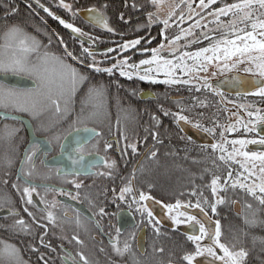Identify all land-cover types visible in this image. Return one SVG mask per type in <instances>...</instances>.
<instances>
[{
    "label": "flooded vegetation",
    "instance_id": "obj_1",
    "mask_svg": "<svg viewBox=\"0 0 264 264\" xmlns=\"http://www.w3.org/2000/svg\"><path fill=\"white\" fill-rule=\"evenodd\" d=\"M25 5L28 8L32 6L40 8L35 0H26ZM29 5L31 6L29 7ZM90 8L95 7H81L75 11L86 23H82L80 28L93 37V41L85 43L84 47H89L95 53V59L99 62L100 68L111 67L116 59H123L125 56L130 57L129 63H138L141 59H148L151 57V52H142V50L158 48L162 43L165 48L161 54L165 58H172L169 48H173L174 44L169 45L170 40H155L149 30L142 33L143 39H140L139 45L120 54L121 52L116 48L115 39L109 37L114 34V31L108 32L106 29L88 22L89 13L87 10ZM148 27L153 28L154 26ZM67 32L69 31L67 30ZM101 36H106V38L102 39ZM59 43L61 44L60 40ZM177 43L178 46H174L176 49L179 47V42ZM76 44V50L73 51L69 47L67 49L74 56L81 57L80 39H77ZM61 47L64 50L62 44ZM109 48H116L117 51L105 55ZM186 50L191 52L197 49ZM175 55H179L178 51ZM81 58L84 60L83 64L70 57H67V60L76 64L77 66L74 67L82 74L93 72L97 78V82H94L93 85L103 86L108 90L107 100H111L109 94L112 88L121 87L124 94L123 102H107L108 115L94 120H84L81 117L82 108H84L85 114L90 110L83 100L71 108L65 117L61 113H57L54 107L45 108L39 117H33L30 113L19 112L12 108L0 109L1 113L22 117V119H13L0 115V212H3L0 214V225L5 219L10 221L9 223H13L22 218L39 232L55 231L57 240L54 248L51 250V246H48L47 250L49 254L50 252L60 254L64 261L62 264H71L65 259L66 253H71L77 261H79L78 253H83L89 259L90 264H146L145 254L149 237L159 238L166 235L175 239L180 238L188 242L190 249H195L194 243L187 239V235L193 234L192 226L188 227L187 231L179 227V225L189 226L191 224H174L163 205L174 204L177 200H180L182 204L190 202L194 205L199 200L211 221L210 224L206 223V227L214 230L215 222L219 221L221 241L223 221L227 222L229 220L227 217H232V212L236 213L234 209L236 201L241 203V212H237V214H241L243 211L241 200L234 199L231 203L230 196V194H233V197L238 196L241 191H244L239 187L235 189L231 187L238 172L243 170L233 161H229L227 164L221 161L219 149L213 150L211 145L218 142L223 143L224 139H259L264 136V123L257 122L256 115L252 117L248 115L250 111L255 113L257 109L264 110V97L252 94L258 87L248 91H229L213 81L232 72L253 75L243 71L245 66L251 65L240 64L234 68L222 70L213 63L208 66L207 72L193 73V76L208 77L207 83L211 87L205 88L203 87L205 81L202 79H191L190 84H165L142 81L136 77L128 79L120 76L119 72H114L112 75L104 72L97 73L87 67L91 63L90 57ZM188 63L191 64L192 61H188ZM83 67L91 72L80 70ZM19 74L33 78L30 76L33 74L30 73L21 72ZM154 78L158 81L168 79L162 73ZM181 78L188 79L189 77ZM0 85L6 89L32 90L36 89L38 84L34 87H17L0 80ZM196 88L200 90L196 91ZM132 90H136V100L138 101H129V94ZM42 91L47 93L48 89L43 88ZM141 95L145 98H142ZM240 105H244V107L242 108ZM180 107L186 109L183 114L188 116L192 123L180 122L177 124L171 116H165L161 110L176 112ZM233 113L238 115H233ZM259 114L264 115V111ZM118 116L120 117L119 124L117 123ZM153 116L157 117L159 122L153 120ZM249 121L256 122L255 132L245 131V125L253 127ZM197 122L201 125L200 128L193 126ZM28 124L33 128V136H31ZM229 125H234L238 130L226 131ZM81 127L95 128L97 132L101 133L100 136L92 138L85 146L89 155L85 157L84 163L96 161L99 157L108 162L115 161V166L108 168L106 164L98 163L91 169V174L81 172L78 176L58 175L55 166L63 165L69 171L74 170L70 162L60 155V145L61 143L67 144L69 151L75 147L77 140L66 142V136L72 130ZM205 127L215 128V132L207 133L203 131ZM13 128L19 129V131L15 135L9 136L7 132ZM221 132H224L223 138L220 135ZM34 137L39 138L42 145L48 141H51V144L47 155L42 154L35 161V168H30L22 165L21 161ZM188 137H191V140ZM106 143L111 144L112 147L106 149ZM132 144L136 145L135 153L128 147ZM227 147L231 150V145ZM245 150L264 152V145L250 144ZM152 152L156 153L155 157L151 155ZM237 158L243 161V157ZM41 159L47 161L52 167L41 164ZM9 161H11L10 164ZM247 163L250 166L252 161ZM255 163L260 165V161H255ZM22 168L23 172H21ZM230 170L233 175L228 179L227 174ZM257 170L258 167L253 171ZM28 171L32 172V175L27 178L31 181V185L26 183L24 178V173ZM107 172H111V175L99 174ZM18 176L21 178L18 179ZM215 176L221 178L220 185H224L225 179H228L226 190L218 189L217 195H213L211 187H209ZM254 178L244 181V177H241V181L250 185ZM73 180L81 184L79 189L72 183ZM129 181H131L130 184ZM31 186L36 188V192L32 194L33 203L28 204L26 203L27 195L23 190ZM125 186L131 187L133 191L125 194V200H120V190ZM61 189L68 195H62L59 191ZM140 192L153 197L152 200L140 202L147 204L153 211L151 222H149L150 218L147 217L146 212L141 214L138 210L139 205L132 199L133 195L138 197ZM194 192L195 195H193ZM73 196H76L77 199H72ZM218 197L223 198L224 202L216 204V212H213L211 205L216 203ZM205 198L207 203H204ZM53 204L55 207H52ZM25 208L28 209L27 212ZM100 208H104L105 215L99 214ZM48 211H51L55 216L54 223L46 218ZM180 211L189 213L183 207ZM13 212L16 214L13 215ZM28 212H31L32 216H29ZM164 214L167 217V219L165 218L166 224L160 220V216L164 217ZM221 216L223 220L220 219ZM77 219H79V224ZM197 219L202 223L205 222L198 216ZM170 223L172 224L169 225ZM196 227L198 229V225ZM156 228L159 229V233L156 232ZM117 229L121 230L118 246L123 248L125 243L130 245L129 251L123 256L117 255L110 243L113 238L117 237ZM195 234H199L198 231ZM73 237H78L82 243H77ZM205 240L201 241L202 245H207L210 242L208 240L204 242ZM142 247L144 249H141ZM217 252L219 253V249ZM185 254L181 253L180 258L182 259ZM203 256H207V253ZM177 260L179 261L178 258ZM178 261H168L167 264H179ZM192 264H196V261L194 260ZM215 264H220V262L216 261Z\"/></svg>",
    "mask_w": 264,
    "mask_h": 264
},
{
    "label": "snow or ice",
    "instance_id": "obj_2",
    "mask_svg": "<svg viewBox=\"0 0 264 264\" xmlns=\"http://www.w3.org/2000/svg\"><path fill=\"white\" fill-rule=\"evenodd\" d=\"M37 5L43 9L44 12L48 13L49 16H52L53 19H56L61 25L66 29H70L73 34H78L77 39L81 37H86L87 39H80L81 44V57H90L91 63L87 67L97 73L104 72L109 75H112L114 72H119V75L132 79L133 77L138 78L142 81H151L152 83H165V84H190L191 79H202L205 81L203 87L210 88L211 85L207 83V76L200 77L199 75L193 76V73L198 74L199 72H207L208 66L213 63L217 67L223 69L234 68L240 64H246L251 66H245L243 71L246 73H252L254 78L252 83L254 85H259L256 92L252 93L260 97H264V0H234L233 3L223 2L221 7L213 8V5H216L221 0H199L198 7L200 12H196L193 9L192 3H187V7L191 13L187 19L191 20L192 16L195 15L199 17L193 25H189L187 29H181L179 35L175 36L172 40L169 41V45L176 44L181 40L182 37L187 38L189 36L195 37L194 39L187 40V42L180 47L187 48L191 45H198L207 41V46L199 47L195 51H182L179 55H175L177 49L169 48V53L172 56L171 59L165 58L161 52L165 48V45L162 43L158 48L153 49H143L142 52H151V57L148 59H141L138 63H129L130 57L125 56L123 59H116V62L108 68H100L98 66L99 62L95 59V53L90 50L89 47H84L85 43L93 41V37L85 33L81 28L74 26L73 23L66 22L61 17L55 15L48 7H45L40 3V0H35ZM153 5L158 6L160 0H150ZM186 0H181V3H185ZM31 5H29L30 7ZM58 6L63 9L72 12V5L65 3V0H58ZM106 7V6H105ZM135 7V5H133ZM179 7V5H177ZM207 10V15L213 17L214 19L210 23L215 24L214 28H208L207 24H201V21L204 19V16L201 15L202 12ZM89 16L87 18L88 22L94 26L101 27L106 29L108 32H113L114 29L109 27L108 20L104 13L100 12L95 8H90L87 10ZM258 13V14H257ZM75 16L76 13L73 12ZM174 15V13L170 14ZM153 14H148L149 26L152 23H155L152 19ZM222 17L227 19H222ZM123 19V15H121ZM185 16L183 13L180 14L179 20L183 22ZM164 28L169 27V20H163ZM194 28L206 29L202 31L200 36H195L193 32ZM167 39V38H166ZM5 43L0 46V71H12L14 73L26 72L35 75L40 83L37 85L36 89L32 90H17L11 88H4L3 85H0V109L12 108L19 112L30 113L33 117H39L41 112L47 107H54L56 112H61L60 98L62 97H71L75 95L77 90L81 85H83L88 77L80 73V71L74 67L72 64L66 63L65 60L61 57H57L54 54H49L47 51L41 54V48L46 47L32 35L26 33L21 27L17 25L11 26L7 32L4 34ZM60 42L63 43V39L60 38ZM140 39H135L131 41H126L123 44L118 45L120 52H126L129 49H134L137 45L140 44ZM51 43V40H49ZM65 56L70 57L73 60H77L79 63L83 64L84 60L81 57L74 56L71 51H68L67 45H64ZM117 51L116 48H109L106 50V53H112ZM253 53H258V55H253ZM35 55L37 57V63H32L31 57ZM188 61H192L191 64ZM227 61H233L229 64ZM49 65L54 66L55 79L52 78ZM146 66V67H142ZM143 72V74H141ZM163 74L168 79L163 81H158L154 76ZM47 74V76L45 75ZM215 75V73H213ZM187 76L188 79H182L181 77ZM45 81H47L48 92L44 93L42 89L45 87ZM55 83L57 88V98L52 96L51 85ZM199 88H196V91H199ZM215 91V89H213ZM135 95V93H133ZM223 95V93H220ZM195 99V98H194ZM203 105V102H201ZM86 107L90 110L85 114L84 108L81 109V117L84 120H94L99 119L100 117H106L108 115L107 100H106V91L103 86L92 85L89 86L86 92ZM244 107V105H240ZM68 100H65V107L63 109L64 113L68 112ZM165 116H171L173 120L179 124L180 122L192 123L190 118L184 115L186 110L184 107H180L178 111L172 112L170 110H163ZM123 111V110H122ZM264 110L257 109L256 112H248L249 117L253 115L257 116V122L264 123V115L259 113ZM233 115H238L233 113ZM5 118H7L5 116ZM16 119V117H12ZM153 120L158 121V118L153 116ZM120 117L117 118V123L119 124ZM239 122V121H237ZM250 124H253V127L245 125L246 132H255L256 122L249 121ZM196 128H200L201 125L197 122L193 125ZM7 128V126H6ZM238 129L234 125H229L226 129L228 132L237 131ZM19 129H10L7 134L9 136L15 135ZM77 133L84 131L89 134L87 138L82 140H77L75 147L71 148L69 151V146L65 143H61V153L60 155L65 157L71 164L73 171L67 170L63 165L55 166V171L58 175H73L78 176L81 172L85 174H91V169L96 167L98 163H104L108 168H113L115 166V161L108 162L104 158H99L96 161H91L87 164L84 163L85 157L89 153L85 150V146L90 142V140L96 136H100L101 133L97 132L95 128L84 127L83 129H75ZM203 131L207 133H214L215 128H203ZM221 137H224V132L220 133ZM59 139V138H57ZM155 139V134H154ZM191 140V137H188ZM51 141H48L46 144L42 145L39 138L34 137L30 143L29 147L25 151L23 160L21 161L22 165L29 166L30 168H35V161L40 158V156L47 155V151L50 150ZM260 144L264 145V136H261L259 139H233L227 140L224 139L223 143H213L211 148L213 150L219 149L221 155L219 159L224 161L226 164L229 161H233L240 166L243 171H239L237 178L232 182L231 187L233 189L239 187L243 189L246 193L253 197L258 204L264 208V152H253L246 151L248 145ZM231 145V150L227 147ZM239 145V147H237ZM112 145L109 143L105 144V148H111ZM132 149V152H136V145H129ZM153 157L156 156L155 152H152ZM237 157H243V161ZM252 161L251 165L247 163ZM255 161H260L258 166ZM11 161H9V164ZM41 164H44L46 167H52L47 161L41 159ZM80 167H76V166ZM258 167L260 176H256V172L253 171ZM23 172V168L21 169ZM247 173V176H245ZM101 175H111V172L99 173ZM32 175L31 171L24 173L25 182L31 185V181L27 179ZM233 173L230 170L227 174V178L230 179ZM240 177H244V181H247L253 177L252 183L249 185L241 181ZM18 179L21 177L18 176ZM220 177L215 176L209 187L213 195H217L218 189L226 190L228 186V179H225L224 185H220ZM257 180L259 181L257 183ZM75 184V187L79 189L81 187L80 183H77L75 180L72 181ZM131 181H129V184ZM13 187H16L13 185ZM24 193L27 195L26 203L32 204V194L36 192L34 186L24 188ZM61 191L62 195H68V193ZM133 190L129 186H125L120 190V200H125V194L131 193ZM195 195V192L193 193ZM72 199H77L76 196H73ZM133 201L139 205L138 210L141 214L146 212L147 217L153 218V211L148 207L147 204H141L142 201L152 200L153 197L150 195L140 192L138 197L133 195ZM223 198L218 197L215 204L211 205L213 212H216V204L223 203ZM204 203H207V199H204ZM55 207V204L52 205ZM163 207L167 210L170 218L174 224L189 223L192 225L193 234L187 235V239L192 241L195 245L194 253H186L182 259L187 261V264H192L197 256H203L207 253V256L212 257V260L208 261V264H215L216 261H219L220 264H242V261L247 257L248 253L244 248L239 250H233L235 245L230 248L225 243L220 241L221 231L219 221L215 222V229L206 227V223H211L210 219L207 217V213L204 208L201 206V202L198 200L196 204H182L180 200H177L174 204H165ZM193 207L199 209L201 214L205 218V222L202 223L201 220L197 219L196 215L189 214L185 211H180L181 208ZM246 208L251 209V204H246ZM27 212L28 209L25 208ZM175 213V215H172ZM13 215L16 213L13 212ZM100 215H105L104 208L99 209ZM29 216H32L31 212H28ZM50 222H55V216L51 211H48L47 217ZM183 218V219H182ZM256 218L253 214L252 218H245V223L253 225L255 224ZM79 224V219H77ZM158 224L159 221L157 220ZM198 225V229L197 226ZM13 227H16L19 231H28L30 225L24 219H19L14 222ZM155 227V225H154ZM159 233V229H155ZM120 229H117V237L113 238L110 243L112 244L113 251L120 256H123L130 249V245L125 243L123 248L119 247L118 237L120 235ZM198 231L199 234H195ZM207 238L210 241L207 245H202L201 241ZM77 240V243H82L78 237H73ZM43 242V240H41ZM264 242V240H262ZM219 249V254L217 252ZM163 251V249H159ZM19 250L14 245L4 244V247L0 249V258L7 256L10 261L16 260L18 258ZM79 261L76 260L71 253H66V261H71V264H90L89 259L83 254L78 253Z\"/></svg>",
    "mask_w": 264,
    "mask_h": 264
},
{
    "label": "trees",
    "instance_id": "obj_3",
    "mask_svg": "<svg viewBox=\"0 0 264 264\" xmlns=\"http://www.w3.org/2000/svg\"><path fill=\"white\" fill-rule=\"evenodd\" d=\"M26 0H0V46L5 42L4 34L8 29L17 25L21 27L29 35L35 36L41 43L44 41L53 48H60L63 52V48L59 43L58 36L63 39V42L67 47L73 48L77 46V39L67 32L65 27H61L56 19L49 16L48 13L44 12L42 8H36L34 6L28 8L25 5ZM199 0H186L185 3H181V0H160L158 6L153 5L150 0H65V3L72 5V12H69L62 7L58 6V0H40V3L45 7H48L55 15L61 17L66 22L73 23L74 26L78 27L79 23H85L79 15H73L76 13V9L81 7H95L100 10L106 16L109 26L114 29V34L109 37L115 39L116 48L118 45L123 44L126 41L133 39H143L142 33L149 30L150 35H154L155 40H172L175 36L179 35L181 29H187L189 25H193L197 19V16L193 15L192 19L189 20L187 17L191 15L187 3H192L193 8L197 5ZM135 5V7H133ZM179 5V7H177ZM216 5H222L218 2ZM106 6V7H105ZM152 13V19L156 21L152 23L153 28L149 26L148 14ZM174 13V15H170ZM183 13L185 19L183 22L179 20L180 14ZM123 15V19H121ZM169 20V27L164 28L163 20ZM86 24V23H85ZM204 24V22H201ZM205 31L199 28H194L193 32L196 36H200L201 32ZM104 33H106L104 31ZM58 35V36H57ZM105 39L106 36H101ZM167 38V39H166ZM194 38L182 37L179 41V47H177L178 53L187 51L186 49H197L199 47L207 46V41L201 44H194L187 48L180 47L185 44L187 40ZM178 46V43L173 45ZM53 47V48H52ZM44 48H41V54H43ZM119 50V49H118ZM120 54H124L121 52ZM73 66H77L72 63ZM82 71L91 72L87 68H81ZM83 75L88 77V80L81 85V91L79 92L82 96L86 97V92L89 86H92L94 82H97L96 76L92 73ZM35 76V75H33ZM98 77V76H97ZM54 78V77H53ZM118 79V78H117ZM115 79V81H117ZM120 80H122L120 78ZM40 81L37 80V84ZM44 88H48L45 84ZM106 91V96L108 90ZM43 90V89H42ZM131 90V88H130ZM57 89L52 90V93ZM122 88L115 86L111 89L109 96L111 100L107 102L122 103L123 92ZM135 93V95H133ZM57 98V92H55ZM78 90L75 95L70 98L65 96L60 98L59 102L61 105V115L65 117L68 115L69 110L74 108L79 100L76 98ZM128 96V95H127ZM135 97V98H134ZM131 98V99H130ZM137 98L136 90H132L129 94V101L134 102ZM65 100H68V112L64 113ZM84 99L83 101H85ZM138 101V100H136ZM55 109V108H54ZM169 193V192H166ZM250 204V203H248ZM261 207V206H260ZM258 209V213L255 214L256 223L253 225L245 223V217L250 215L252 218L255 208L252 206L251 209L246 208L241 214L232 212V217H227L229 220L226 222L225 231L226 233L223 240L225 243H232L235 246L242 245L247 251V257L242 261V264H264V208ZM252 212V213H251ZM246 215V216H245ZM10 221L3 220L0 225V249L4 247V244L14 245L18 250V258L10 261L7 256L0 258V264H62L60 254L54 252H48L47 247L51 246V250L54 248L55 241L57 240V234L53 230L37 231L30 225L28 231H19L16 227H13V223ZM223 236V235H222ZM43 240V242H41ZM163 249V251H159ZM195 252V249H190V246L186 240L175 239L171 236L163 235L159 238L149 237L147 242V252L145 254L146 264H167L168 261L177 262L179 264H187L180 258L181 253Z\"/></svg>",
    "mask_w": 264,
    "mask_h": 264
},
{
    "label": "water",
    "instance_id": "obj_4",
    "mask_svg": "<svg viewBox=\"0 0 264 264\" xmlns=\"http://www.w3.org/2000/svg\"><path fill=\"white\" fill-rule=\"evenodd\" d=\"M71 34H73L71 32L70 29H67ZM75 37L78 36V34H73ZM79 39H87L86 37H81ZM64 46V45H63ZM254 78L258 77H253V75H248V74H243L240 72H232L229 73L227 75H224L218 79H216V81H213L214 83H217L218 85L226 88L229 91H248L251 90L253 88H257L259 87V85H254L252 83V80ZM0 80L8 83L10 85L13 86H17V87H34L36 86V81L28 76L25 75H21V74H17V73H2L0 72ZM142 98H145V96L141 95ZM0 115L2 117H7V118H12V117H16V119H22L21 116L15 115V114H9V113H1ZM29 125V124H28ZM84 127L81 128H77V129H83ZM91 128V127H88ZM29 129H30V133L31 136L34 135L33 132V128L31 125H29ZM89 136L88 133L84 132V131H80L79 133H77L74 130H72L67 136H66V142L72 141V140H79L82 138H87ZM234 208L236 211L240 212L239 210V203H235ZM189 213H192L198 217H200L201 219H203L205 221L204 216L201 214V212L199 211V209L196 208H185ZM3 212H0V214H2ZM208 217V214H207ZM166 215L164 214V217L160 216V220H162L165 224H166ZM209 218V217H208ZM214 223V221H213ZM172 223H170L169 225H171ZM168 225V224H167ZM168 225V226H169ZM192 225H179V227L181 229H184L185 231H187V228L190 227ZM170 227V226H169ZM207 242V239L204 241ZM141 249H144L143 247ZM207 260H211L209 257L207 256H200L197 257L195 259L196 264H207ZM71 262V261H69ZM174 264V263H171Z\"/></svg>",
    "mask_w": 264,
    "mask_h": 264
},
{
    "label": "rangeland",
    "instance_id": "obj_5",
    "mask_svg": "<svg viewBox=\"0 0 264 264\" xmlns=\"http://www.w3.org/2000/svg\"><path fill=\"white\" fill-rule=\"evenodd\" d=\"M223 2H226V3H233L234 2V0H222V3ZM198 4H199V2L197 3V5L193 8L196 12H200L201 10H200V8L198 7ZM222 5H213L212 7L213 8H216V7H221ZM258 14V13H257ZM201 15H203L204 16V19L201 21V22H204V24H207L208 25V28H214L215 27V24H213V23H210V21H212L214 18L213 17H211V16H208L207 15V10L205 11V12H202L201 13ZM199 18V17H198ZM222 19H227V18H224V17H222ZM78 27L80 28V27H82V24L81 23H79L78 24ZM86 29V28H85ZM201 30H204V29H201ZM206 30V29H205ZM196 36V35H195ZM189 38H195V37H193V36H189ZM5 43V42H4ZM48 43L49 42H46V41H44L43 43H42V45H44V46H46V47H43L44 49V52L45 51H47L49 54H54L55 56H57V57H61V58H63L64 60H65V62L66 63H69V64H72L73 62H71V61H69V60H67V57L65 56V54H64V52L60 49V48H53V50H51V47L48 45ZM73 51H74V49L76 50L77 49V46H74L73 48H71ZM76 54V53H75ZM253 55H258V53H253ZM31 60H32V63H37V57L35 56V55H33L32 57H31ZM227 62H233V61H227ZM49 69H50V73H51V76H52V78L53 79H55L56 77H55V71L53 70L54 69V66L53 65H49ZM81 70V69H80ZM14 73V72H13ZM24 73H26V72H24ZM29 74V73H28ZM46 76H47V74H45ZM30 76H32L33 78H35L36 80H38V78L36 77V76H33V75H30ZM45 84H46V86H47V81H45ZM51 88H52V90H54V89H57L56 88V84L55 83H53L52 85H51ZM81 86L79 87V89H78V94H77V99L79 100V103H80V101L81 100H84V99H86V97H84V96H82L79 92L81 91ZM48 89V88H47ZM55 92H57V91H55ZM55 92L54 93H52V96H53V98H56L55 96H56V94H55ZM86 101V100H85ZM85 101H83V103H85ZM78 104V103H77ZM261 174H260V172H259V170H257L256 171V176L257 177H259ZM240 179H241V177H240ZM255 179V178H254ZM235 180V179H234ZM233 180V181H234ZM244 182V181H243ZM259 181L257 180V183H258ZM230 196H231V203L233 202V200L234 199H238V200H241V202H242V204H243V206H242V210H245L246 209V207H245V205L246 204H248V203H250L254 208H255V210H253V212H254V214H257L258 213V209H256V208H259V209H261V207H260V205L258 204V202L256 201V200H254L253 199V197L252 196H250L248 193H246L245 191H241L240 192V194L238 195V196H235V197H233V194H230ZM237 202V201H236ZM239 203V202H238ZM240 204L241 203H239V210H240ZM241 211V210H240ZM243 212V211H242ZM252 213V212H251ZM246 216V215H245ZM250 215H247V217L249 218V219H251V217H249ZM246 218V217H245ZM220 219L221 220H223V217L221 216L220 217ZM224 226L226 227V222H224L223 221V225H222V231H225V228H224ZM226 236V233L225 234H223V236H222V238H221V242L222 243H225L223 240H225V237ZM226 245H228L230 248H232V246H233V244L230 242V243H225ZM243 245V244H242ZM242 245H238V246H235V248L233 249V250H239L240 248H243L242 247ZM260 262H261V260L259 259V264H260ZM4 264H9V263H4Z\"/></svg>",
    "mask_w": 264,
    "mask_h": 264
}]
</instances>
